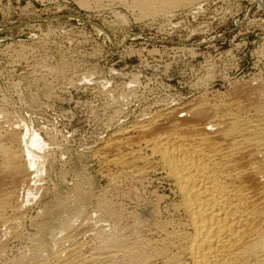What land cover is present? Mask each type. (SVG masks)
I'll list each match as a JSON object with an SVG mask.
<instances>
[{
    "label": "bare ground",
    "instance_id": "1",
    "mask_svg": "<svg viewBox=\"0 0 264 264\" xmlns=\"http://www.w3.org/2000/svg\"><path fill=\"white\" fill-rule=\"evenodd\" d=\"M193 1L127 3L151 18ZM209 76L200 78L201 87ZM230 86H208L178 103L165 99L121 123L92 151L107 186L98 193L75 186L62 204L69 214L61 237L46 244L35 236L17 260L4 263L264 264V84ZM48 145L0 109V264L29 218ZM157 180L170 185L173 198L157 190L153 200L146 197ZM127 200L142 202L150 214L128 209Z\"/></svg>",
    "mask_w": 264,
    "mask_h": 264
},
{
    "label": "rangeland",
    "instance_id": "2",
    "mask_svg": "<svg viewBox=\"0 0 264 264\" xmlns=\"http://www.w3.org/2000/svg\"><path fill=\"white\" fill-rule=\"evenodd\" d=\"M127 2L0 0V109L40 133L50 154L29 218L2 263L17 260L35 236L46 244L61 237L69 214L62 204L75 186L92 193L107 186L92 151L113 130L165 99L264 84V0H194L168 18L141 16ZM194 8L200 12L192 15ZM163 182L147 187L146 197L173 198ZM125 204L150 214L142 202Z\"/></svg>",
    "mask_w": 264,
    "mask_h": 264
},
{
    "label": "built area",
    "instance_id": "3",
    "mask_svg": "<svg viewBox=\"0 0 264 264\" xmlns=\"http://www.w3.org/2000/svg\"><path fill=\"white\" fill-rule=\"evenodd\" d=\"M191 11L193 12V13H190V14H192V15L197 14V13L200 12V11H199L198 9H196V8L191 9Z\"/></svg>",
    "mask_w": 264,
    "mask_h": 264
}]
</instances>
